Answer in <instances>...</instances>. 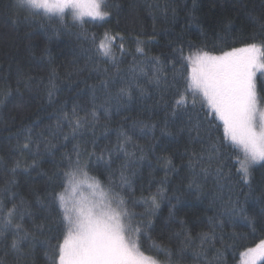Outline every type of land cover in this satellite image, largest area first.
Listing matches in <instances>:
<instances>
[{
	"label": "trees",
	"instance_id": "obj_1",
	"mask_svg": "<svg viewBox=\"0 0 264 264\" xmlns=\"http://www.w3.org/2000/svg\"><path fill=\"white\" fill-rule=\"evenodd\" d=\"M13 2L0 0V228L13 204L24 201L27 210L18 209L12 226L0 231V264H51L58 232L47 194L56 187L67 157L75 159L77 147L82 160L95 152L108 161L110 154V167L97 163L96 156L89 162V174L102 181L111 176L118 184L126 165L131 187L125 186L122 195L135 222L150 224L139 238L144 254L159 264H249L253 254L248 249L264 240L259 222L264 216V166L252 169L250 192L236 183L233 161H220L226 176L231 175L220 183L234 186L232 199L238 198L245 214L257 222L230 219L228 188L221 192L214 175L218 162H212L206 177L200 171L208 167L206 155L195 174L189 167L192 152L206 153L212 142H222V126L211 139L203 132L197 138L187 115H172L175 87L165 91L150 83L155 70L150 61L158 57L171 81L172 62L179 56L175 49L181 46L184 55L190 45L216 53L243 46L262 32L264 0H108L110 7H118H112L107 22L83 28L72 26L70 14L63 24L56 17L28 21ZM105 32L124 37V50L115 49L114 61L96 52ZM237 37L242 39L233 42ZM137 40L143 53L137 52ZM175 67L180 69V63ZM183 71L187 75L189 69ZM121 88L131 96L121 94ZM65 115L87 118L88 124L73 136ZM27 129L33 143L21 152L17 140L24 142ZM121 132L131 136L124 145L127 156L118 150ZM229 151L223 149L222 155ZM157 193L159 207L151 209L143 201ZM17 224L29 233L19 251L11 248ZM212 232L215 240L202 243L201 237Z\"/></svg>",
	"mask_w": 264,
	"mask_h": 264
},
{
	"label": "snow or ice",
	"instance_id": "obj_2",
	"mask_svg": "<svg viewBox=\"0 0 264 264\" xmlns=\"http://www.w3.org/2000/svg\"><path fill=\"white\" fill-rule=\"evenodd\" d=\"M13 7L24 11L25 19L32 22H35L36 17H56L63 24L65 16L70 14L72 26L83 28L86 23L107 22L112 15V7L118 6L110 7L108 0H14ZM261 29L260 36L251 35L243 46L228 50L221 48L218 53L206 50L203 45H190L188 55H184L182 46L175 49L179 56L172 62L171 81L164 63L158 57L150 61L155 66L150 83L158 88L163 85L165 91L170 86L175 87L172 115H187L190 131H195L197 138L203 132L211 139L212 132L222 126V142H212L206 153L192 152L189 167L195 174L196 167L205 160L206 155L208 167L200 169L206 177L210 174L212 162L217 161L214 175L221 192L225 187L228 188L229 218L239 216L248 225L257 221L245 214L244 208L239 206L238 198L232 199L234 186L220 183L231 179L230 174L226 176L224 173V164L220 161H233L238 178L236 183L248 187L251 192L252 169L257 164L264 166V25H261ZM92 39L95 43V36ZM240 39L237 37L233 42ZM123 41L124 37L120 33L105 32L96 44V52L114 61L115 49L119 48L121 52L124 50ZM140 43L137 40V52L143 53ZM177 62L181 65L180 69L175 67ZM183 69H189L187 75ZM180 81L183 87H176ZM101 83L107 86L105 81ZM120 93L131 96L130 91L124 88L120 89ZM53 94L49 91L50 99ZM91 115L96 117L95 112ZM65 119L69 121L73 136L88 124L87 118L71 119L65 115ZM26 132L29 134L24 135L22 144L19 138L17 140L21 152L30 150L33 143L31 129ZM120 136L122 142L118 150L124 151L127 156L124 145L131 142V136L125 132H121ZM223 149L230 150L227 157L222 155ZM73 151L75 159L67 157V165L57 174L56 187L47 194V207L55 214L54 223L58 232L53 237L56 244L49 257L51 264H158V261L141 251L139 244L142 231L150 224L135 222L136 214L129 210L128 201L122 195L125 186L131 187L125 174L126 165L121 168L118 184L111 176L102 181L98 176L89 174V162L96 156L97 163H105L110 167V154L108 161H105L103 153L97 156L95 152L82 160L79 148ZM166 164L171 166V159H167ZM85 188L88 194H85ZM158 196L159 193L153 194L143 202L151 209L158 208ZM18 209L21 213L27 210L24 201L19 206L13 204L7 211L4 228H0V231L12 226V217ZM259 222L264 224V216L260 217ZM15 231L17 238L12 241L11 248L19 251L21 242L29 239V233L19 224L15 226ZM201 240L202 243L211 242L215 240V233L206 234ZM248 252L253 254L249 264H255L257 258L264 259V240L255 248L248 249Z\"/></svg>",
	"mask_w": 264,
	"mask_h": 264
},
{
	"label": "rangeland",
	"instance_id": "obj_3",
	"mask_svg": "<svg viewBox=\"0 0 264 264\" xmlns=\"http://www.w3.org/2000/svg\"><path fill=\"white\" fill-rule=\"evenodd\" d=\"M87 18V17H86ZM87 19H89V18H87ZM84 191H85V194H88V190L85 188L84 189ZM146 255V254H145ZM146 256H148V255H146ZM150 257V256H149ZM159 264V263H158Z\"/></svg>",
	"mask_w": 264,
	"mask_h": 264
}]
</instances>
